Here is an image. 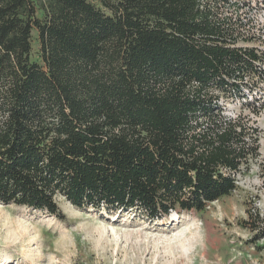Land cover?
Here are the masks:
<instances>
[{"label": "trees", "instance_id": "1", "mask_svg": "<svg viewBox=\"0 0 264 264\" xmlns=\"http://www.w3.org/2000/svg\"><path fill=\"white\" fill-rule=\"evenodd\" d=\"M248 32L236 0H0V204L158 221L230 195L255 142L218 103L264 79Z\"/></svg>", "mask_w": 264, "mask_h": 264}, {"label": "rangeland", "instance_id": "2", "mask_svg": "<svg viewBox=\"0 0 264 264\" xmlns=\"http://www.w3.org/2000/svg\"><path fill=\"white\" fill-rule=\"evenodd\" d=\"M37 46L33 33L34 60ZM261 92L243 91L250 95L245 99L221 95L218 103L223 116L239 117L253 128L255 142L230 195L202 212L172 211L158 221L137 212L78 209L61 195L55 197L61 219L0 204V264H264V253L256 248L261 241L252 243L251 232L241 225L251 208L264 218V107L254 113L248 104L257 105L252 98ZM9 223L28 231L14 233Z\"/></svg>", "mask_w": 264, "mask_h": 264}, {"label": "built area", "instance_id": "3", "mask_svg": "<svg viewBox=\"0 0 264 264\" xmlns=\"http://www.w3.org/2000/svg\"><path fill=\"white\" fill-rule=\"evenodd\" d=\"M240 5L241 19L249 30L248 35L241 38L240 46L252 48L260 58H264V0H236ZM264 64V59H263ZM252 86L243 89L247 94H252L262 88L261 100H264V79L259 75L253 77ZM249 95V96H250ZM260 97V96H259ZM252 98V102L258 105V98ZM258 99V100H257ZM256 105V106H257Z\"/></svg>", "mask_w": 264, "mask_h": 264}, {"label": "bare ground", "instance_id": "4", "mask_svg": "<svg viewBox=\"0 0 264 264\" xmlns=\"http://www.w3.org/2000/svg\"><path fill=\"white\" fill-rule=\"evenodd\" d=\"M11 222V221H10ZM10 225V226H9ZM9 228V230L10 231H12V232H18V230H23V232L25 233L26 231H28L27 229V227H22L20 224H15V223H9L8 224V226H7V229ZM19 234H21V233H19ZM26 234V233H25Z\"/></svg>", "mask_w": 264, "mask_h": 264}]
</instances>
